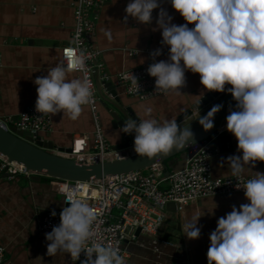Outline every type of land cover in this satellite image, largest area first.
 <instances>
[{
    "label": "clouds",
    "instance_id": "obj_1",
    "mask_svg": "<svg viewBox=\"0 0 264 264\" xmlns=\"http://www.w3.org/2000/svg\"><path fill=\"white\" fill-rule=\"evenodd\" d=\"M170 2L186 23H171L172 17L160 8L158 0H130L124 9V20L130 16L147 25L152 22L153 10L160 8L156 26L161 30V43L168 46V59L157 62L155 57L161 50L152 51L150 56L154 62L148 66L147 73L155 77L157 89L181 93L188 70L199 74L206 91L231 93L236 110L226 116V130L234 135L242 154L226 160L234 176L247 175L245 165L252 169L257 161L264 162V0ZM192 23L194 27L189 28L188 24ZM105 34L111 39L109 33ZM85 70L83 52L69 48L66 63L57 64L47 75L33 81L37 85L36 112L55 115L62 111L72 120L78 119L83 106L93 103L92 84L86 77L74 78L71 74ZM128 78L139 91L138 78L132 73ZM203 95L200 93L198 104ZM221 107L214 105L200 117L198 122L205 131L214 126V115ZM151 113L152 109L146 108L145 118L139 122L129 119L120 130L135 133L133 146L138 156L152 159L194 143V134L185 126L187 123L181 126L176 119L160 122ZM254 173L243 187L248 203L239 208L233 205L229 213L217 219L216 228L209 235L207 264H264V173ZM63 191L69 206L59 213V225L45 233L49 241L46 254L68 253L76 261L83 252L86 259L81 264H127L118 246L95 241L86 246L94 236L91 226L96 213L71 188L65 187ZM215 207L214 203L208 214H214ZM52 215H56L55 211ZM203 215L201 210V214L188 217L182 225L188 239L200 237L201 228L197 223Z\"/></svg>",
    "mask_w": 264,
    "mask_h": 264
},
{
    "label": "crops",
    "instance_id": "obj_2",
    "mask_svg": "<svg viewBox=\"0 0 264 264\" xmlns=\"http://www.w3.org/2000/svg\"><path fill=\"white\" fill-rule=\"evenodd\" d=\"M72 0H0V116L13 118L29 104L36 102L37 85L34 80L45 76L57 64L62 63L61 49L71 44V34L74 27ZM130 0H109L99 11L93 45L100 49L101 60L106 71L114 77L125 68L143 64L149 55L141 53L128 56L123 48L129 49H160L162 44L161 30L156 26L157 14L163 8L172 17L171 23L184 24L183 17L172 8L170 0H158L160 8L152 12V22L143 24L132 17L124 20V9ZM189 28L194 23L188 24ZM153 29H156L155 31ZM109 33L111 39L108 38ZM168 51L161 52L155 61L167 60ZM182 63V62H181ZM74 78H81L76 72ZM186 84L175 90H165V94L149 100H138L127 96L122 86H114L120 98V107L127 109L137 120L145 118L144 110L151 108V116L160 122L176 119L191 109L199 100L200 93H208L200 83L197 73L185 71ZM108 96L107 92L103 90ZM203 95V96H204ZM108 107V109H107ZM101 124L104 135L112 146L124 142L120 126H114L111 112L117 107L107 103H99ZM120 115V114H119ZM53 129L42 137L43 141L51 142L54 151L70 147L75 134L91 135L93 120L86 106L78 119L72 120L63 112L52 115ZM216 140L218 148L211 158L212 174L214 176L233 175L229 168L227 157L241 155L237 149V140L233 134L226 131ZM219 137V138H220ZM178 158L169 162L171 168ZM245 177H253L255 171L264 173V162L257 161ZM19 173L11 179L0 176V245L5 248L3 264H74L70 254L58 253L48 256L49 241L38 232V224L48 209H63L62 196L55 192L51 182L53 179L46 175H38L39 179H30ZM37 176V175H34ZM214 214H208L212 207ZM248 203L244 194L234 193L222 196H208L184 206L181 212L173 204H168L163 226L160 230V242L154 249L151 237L139 233L135 240L124 243L125 260L127 264H207L206 253L210 244L209 235L215 230L217 219L225 216L241 204ZM205 215L198 220L197 227L201 228L198 239H188L182 225L188 217ZM169 223H168V222ZM165 241L171 244L164 243ZM183 253L182 261L179 259Z\"/></svg>",
    "mask_w": 264,
    "mask_h": 264
},
{
    "label": "built area",
    "instance_id": "obj_3",
    "mask_svg": "<svg viewBox=\"0 0 264 264\" xmlns=\"http://www.w3.org/2000/svg\"><path fill=\"white\" fill-rule=\"evenodd\" d=\"M109 0H72L71 6L74 13V27L71 34V44L61 49L62 63H66L67 50L78 49L83 52L86 59V70L76 72L81 78H88L92 84L93 103L85 105L93 120L91 135L86 133L75 134L70 145L71 152L56 151L58 154L73 158L78 161L94 162L112 161L128 155H135L133 143L124 149L113 150V146L104 135L98 106L100 97L97 92L96 82L104 84L112 82L114 86H122L127 96L144 101L165 94V90L155 88V77L147 73L148 66L154 62L150 56V49L123 48L128 56H137L146 53L149 58L141 65L125 68L112 77L101 60V50L93 45L96 22L99 11ZM78 41L79 43H74ZM161 52L168 51V46L161 44ZM0 56V67H1ZM130 73L138 78L140 90L137 91L131 80ZM191 115L198 112L191 109ZM0 125L14 126L18 130L29 131L34 137L50 134L53 129L52 115L38 113L35 102L29 104L17 117H1ZM226 124L218 127L206 138L199 142L194 152L186 157L184 167L176 172L170 171L165 175L163 162H157L145 169L133 170L119 175L105 176L100 179L85 181H69L54 178L51 182L55 192L62 196L65 207V193L63 189L69 187L77 198H82L93 208L96 219L91 226L94 236L86 246H91L93 241L102 245H112L119 248V254L125 256L124 243L135 240L136 229L151 237L154 249L160 242V230L163 226L166 207L174 203L175 209L181 212L184 206L208 196H222L234 193L244 194V185L252 177L245 176H214L212 174L211 158L217 153L215 141L226 132ZM26 176L33 174L25 168L18 167L0 153V176L11 179L17 174ZM56 215L53 216L52 212ZM62 209H48L44 212L39 224L38 232L45 237L53 226L60 223L59 213ZM166 244H171L165 241ZM172 245V244H171ZM183 253L180 255L182 261ZM86 259L82 252L80 258L73 261L81 264ZM5 262V248L0 245V264ZM179 264V263H176ZM182 264V262H180Z\"/></svg>",
    "mask_w": 264,
    "mask_h": 264
},
{
    "label": "water",
    "instance_id": "obj_4",
    "mask_svg": "<svg viewBox=\"0 0 264 264\" xmlns=\"http://www.w3.org/2000/svg\"><path fill=\"white\" fill-rule=\"evenodd\" d=\"M96 87L100 101L104 106L109 103L117 107L119 113L116 111L111 112L115 127L118 125L121 128L129 119L137 120L133 115H130L127 109H122L120 107V98L111 81L104 84L97 81ZM225 87L228 88L231 86L226 85ZM103 90H105L108 96L112 97L113 100L107 97ZM198 101L194 104V107L198 110V115L197 113L191 115L192 110H188L180 116L179 121L177 122L181 126H184L185 123H187L185 126H189L194 134V143H189L178 150L174 148L167 155H158L152 159L140 157L135 154L124 156L123 158L112 161H78L55 152L54 145L51 142L43 141L38 136L33 138L29 131L18 130L12 125H9L8 127L0 125V153L5 155L10 161H16L22 164L27 171L33 173L30 176V179H34V177L39 179L38 175L42 174L69 181L100 179L105 176L119 175L133 170L145 169L154 163L163 162L178 154V160L171 168L172 172H176L184 167L186 157L194 152L195 148L199 145V142L210 135L218 127L226 124V116L230 111L236 110V101L232 98L231 93L227 91H209L201 98L199 104ZM217 104L222 105V107L214 115V126L210 130L205 131L198 121L200 117L206 115L212 106ZM137 122H139V120H137ZM122 134L125 136L124 142L113 146V150L124 149L129 146L130 142L133 143L135 136L134 132H122ZM223 139L224 137L219 138L220 141ZM214 145H216V142ZM58 151L69 153L71 152V149L69 147L60 148ZM169 173L170 171H166L165 175H168ZM169 204L174 205V203ZM67 206H69L68 203L65 204V207ZM139 233L140 230L136 229L135 234L138 235Z\"/></svg>",
    "mask_w": 264,
    "mask_h": 264
},
{
    "label": "trees",
    "instance_id": "obj_5",
    "mask_svg": "<svg viewBox=\"0 0 264 264\" xmlns=\"http://www.w3.org/2000/svg\"><path fill=\"white\" fill-rule=\"evenodd\" d=\"M175 158H178V154L163 161L165 171H171V166L169 165V162Z\"/></svg>",
    "mask_w": 264,
    "mask_h": 264
},
{
    "label": "bare ground",
    "instance_id": "obj_6",
    "mask_svg": "<svg viewBox=\"0 0 264 264\" xmlns=\"http://www.w3.org/2000/svg\"><path fill=\"white\" fill-rule=\"evenodd\" d=\"M14 163H15L18 167H22V168H24V166H23L22 164H20V163H18V162H16V161H14Z\"/></svg>",
    "mask_w": 264,
    "mask_h": 264
},
{
    "label": "rangeland",
    "instance_id": "obj_7",
    "mask_svg": "<svg viewBox=\"0 0 264 264\" xmlns=\"http://www.w3.org/2000/svg\"><path fill=\"white\" fill-rule=\"evenodd\" d=\"M98 115H99V118H100V112H99V110H98ZM100 123H101V118H100ZM102 125V124H101ZM104 134H105V132H104ZM106 136V135H105ZM168 222V221H167ZM169 223V222H168Z\"/></svg>",
    "mask_w": 264,
    "mask_h": 264
}]
</instances>
